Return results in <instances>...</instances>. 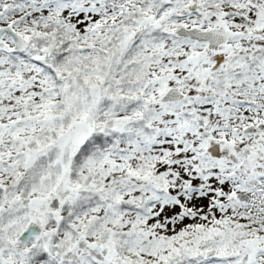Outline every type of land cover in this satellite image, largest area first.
Wrapping results in <instances>:
<instances>
[{
  "label": "snow or ice",
  "instance_id": "snow-or-ice-1",
  "mask_svg": "<svg viewBox=\"0 0 264 264\" xmlns=\"http://www.w3.org/2000/svg\"><path fill=\"white\" fill-rule=\"evenodd\" d=\"M0 264H264V0H0Z\"/></svg>",
  "mask_w": 264,
  "mask_h": 264
}]
</instances>
